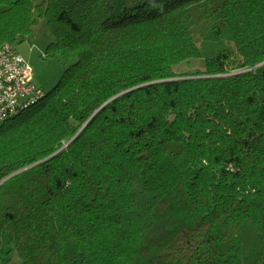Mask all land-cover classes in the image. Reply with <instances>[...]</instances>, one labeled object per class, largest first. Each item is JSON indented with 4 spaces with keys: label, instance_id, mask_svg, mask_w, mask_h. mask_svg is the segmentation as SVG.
Masks as SVG:
<instances>
[{
    "label": "trees",
    "instance_id": "16d2710c",
    "mask_svg": "<svg viewBox=\"0 0 264 264\" xmlns=\"http://www.w3.org/2000/svg\"><path fill=\"white\" fill-rule=\"evenodd\" d=\"M39 17L74 62L0 124V264H264V0H0V43Z\"/></svg>",
    "mask_w": 264,
    "mask_h": 264
},
{
    "label": "built area",
    "instance_id": "2783aa9c",
    "mask_svg": "<svg viewBox=\"0 0 264 264\" xmlns=\"http://www.w3.org/2000/svg\"><path fill=\"white\" fill-rule=\"evenodd\" d=\"M26 58L11 43H0V120L5 121L45 96Z\"/></svg>",
    "mask_w": 264,
    "mask_h": 264
},
{
    "label": "rangeland",
    "instance_id": "374dc122",
    "mask_svg": "<svg viewBox=\"0 0 264 264\" xmlns=\"http://www.w3.org/2000/svg\"><path fill=\"white\" fill-rule=\"evenodd\" d=\"M41 2L43 0H35ZM45 18L39 17L37 23L32 27L30 33L17 42L16 49L26 58L33 70V79L37 87L49 92L63 75V72L74 62L66 60L62 56L48 55L47 48L54 40ZM3 121L0 120V124ZM17 250L11 254L10 264H22Z\"/></svg>",
    "mask_w": 264,
    "mask_h": 264
}]
</instances>
